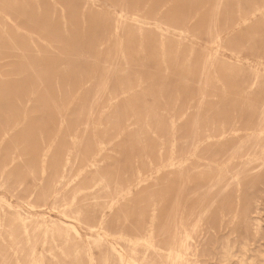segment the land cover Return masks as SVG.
Instances as JSON below:
<instances>
[{
  "label": "rangeland",
  "instance_id": "rangeland-1",
  "mask_svg": "<svg viewBox=\"0 0 264 264\" xmlns=\"http://www.w3.org/2000/svg\"><path fill=\"white\" fill-rule=\"evenodd\" d=\"M92 263L264 264V0H0V264Z\"/></svg>",
  "mask_w": 264,
  "mask_h": 264
},
{
  "label": "bare ground",
  "instance_id": "bare-ground-1",
  "mask_svg": "<svg viewBox=\"0 0 264 264\" xmlns=\"http://www.w3.org/2000/svg\"><path fill=\"white\" fill-rule=\"evenodd\" d=\"M183 258V257H182ZM93 264V263H92Z\"/></svg>",
  "mask_w": 264,
  "mask_h": 264
}]
</instances>
